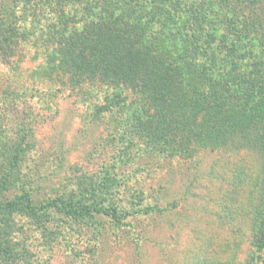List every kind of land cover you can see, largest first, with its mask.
I'll return each mask as SVG.
<instances>
[{
    "label": "rangeland",
    "instance_id": "374dc122",
    "mask_svg": "<svg viewBox=\"0 0 264 264\" xmlns=\"http://www.w3.org/2000/svg\"><path fill=\"white\" fill-rule=\"evenodd\" d=\"M156 1L182 84L200 73L204 95L216 83L230 102L252 100L264 79V0ZM154 4L0 0V34L11 41L0 43V204L12 203L0 219L13 221L8 246L22 257L12 264H264L258 143H202L179 118L180 101L169 107L120 78L66 74L61 40L73 33L81 45L123 15L145 23ZM155 21L148 27L158 30ZM156 113L179 118L170 139L147 124Z\"/></svg>",
    "mask_w": 264,
    "mask_h": 264
},
{
    "label": "trees",
    "instance_id": "16d2710c",
    "mask_svg": "<svg viewBox=\"0 0 264 264\" xmlns=\"http://www.w3.org/2000/svg\"><path fill=\"white\" fill-rule=\"evenodd\" d=\"M155 3L154 9L158 10V15L145 23L141 18H134L132 23H129L128 18L123 15L120 16L118 24L121 26L107 31L105 35L93 28L88 35L82 36V40L91 39L88 43L82 41L81 45L80 43L75 44L76 35L73 33L69 34L65 40H61L60 43L67 49L65 54L68 62L71 63L65 67L71 82L77 81V76L82 77L88 72L106 78L109 76L120 78L125 84L135 82L144 91L146 90L159 102L168 104L169 107H174L175 103L180 101L183 108H180L177 113L179 118L188 117L187 120H191L192 123L186 131L189 130L191 134L195 133L202 143L232 140L240 136L258 143L264 150V124L259 122L264 121V79L255 80L256 87L252 88L255 91L253 90L254 93L249 92V97L251 95L253 97L252 100L248 98L245 102L239 101L238 103L232 100L230 102L228 97L220 92L216 83H212V90L208 95H204L202 93L204 76L200 73L195 75L197 80H194L196 82L192 85L182 84L179 75L182 74L184 67H181L179 60H176H181L178 54L172 58L174 50L172 36L170 31L166 30L168 15L162 17L160 13L163 10V4H158L156 0ZM154 21L160 24L158 30L148 27V24ZM55 34L53 36L57 35ZM9 39L7 32L0 34L2 46L7 42L11 43ZM1 45L0 49L3 50ZM73 70H76V77ZM185 108H188V113ZM200 114L202 121L198 119ZM150 117L152 118L147 124L155 127L152 130L153 135L156 134L164 140L170 139L168 130L174 131V123L179 118L167 119L165 115L157 113L156 116L151 115ZM11 206L12 203L8 200L0 204L2 210L10 209ZM12 222L7 218L0 219L1 264H12L17 259L22 260V257L8 246V236L12 232L7 229L11 227ZM256 239L263 248L262 240Z\"/></svg>",
    "mask_w": 264,
    "mask_h": 264
}]
</instances>
